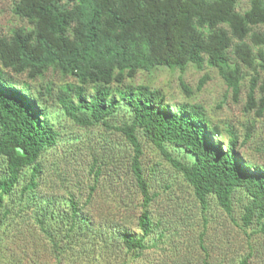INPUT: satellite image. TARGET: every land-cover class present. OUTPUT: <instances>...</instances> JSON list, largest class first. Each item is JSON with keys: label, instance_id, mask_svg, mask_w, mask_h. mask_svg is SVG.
Returning a JSON list of instances; mask_svg holds the SVG:
<instances>
[{"label": "trees", "instance_id": "trees-1", "mask_svg": "<svg viewBox=\"0 0 264 264\" xmlns=\"http://www.w3.org/2000/svg\"><path fill=\"white\" fill-rule=\"evenodd\" d=\"M237 2L14 0L12 12L26 25L0 34V228L22 217L25 226L39 231L57 264L88 254L83 250L85 240L103 243L101 254L121 252L119 264L142 260L149 250L165 244L163 232H157L161 221H155L150 211L156 196L151 182L163 174L159 163L143 165V139L182 177L202 209L213 197L232 217L233 199L238 197L239 226L244 233L256 227L264 234V164L240 151L251 137V125L239 141L232 126L223 130L211 122L201 104L169 102L149 81H135L138 74L149 78L160 69L183 73L189 65L197 71L212 67L237 102L243 69H249L253 73L244 110L261 116L264 0H249L242 13L236 10ZM47 72L56 73L58 83H40L33 89L31 82L43 80ZM22 74L29 81L18 82ZM207 80L208 75H202L196 90ZM179 86L185 97H191L193 92L181 77ZM60 118L81 128L117 132L130 146L127 171L141 196L133 227L127 219L120 224L121 219L105 216L102 230L88 215L98 179L111 170L110 158H117L108 138L102 152L92 155L93 184L88 190L65 185L68 175L56 169L57 162H46L47 150L66 139ZM47 178L67 189L58 198H45L39 187ZM48 184L46 193L51 196L54 185ZM111 231L117 234L111 236ZM167 242L172 247L163 264H185L180 259L184 251L189 254V247L181 250L179 242ZM3 259L0 253V264H6ZM247 263L244 257L238 264ZM145 264L154 263L148 258Z\"/></svg>", "mask_w": 264, "mask_h": 264}, {"label": "rangeland", "instance_id": "rangeland-1", "mask_svg": "<svg viewBox=\"0 0 264 264\" xmlns=\"http://www.w3.org/2000/svg\"><path fill=\"white\" fill-rule=\"evenodd\" d=\"M13 1L0 0V34H8L11 29L26 25L25 21L13 14L11 9ZM248 4L249 0H238L236 10L242 13L248 8ZM243 72L245 78L242 80L241 93L237 102L233 101L231 92L217 70L212 67L197 71L189 65L183 73L178 70L160 69L149 78L146 74H138L135 81L136 83L149 81L152 87L161 89L166 94L169 102L189 100L201 104L211 122L219 124L223 130L227 125L232 126L233 131L239 136V141L243 139L246 129L251 125V137L245 145L240 147V151L264 164V112L258 116L255 111L244 110L248 80L253 71L244 68ZM204 74L208 75V80L200 90H196L198 80ZM180 77L193 92L191 97H185L182 93L179 86ZM68 78L70 80V77ZM59 79L56 73L47 72L43 80H35L31 82V86L36 89L40 83L46 84L50 81L58 83ZM17 80L18 82L29 81L26 80L25 74L19 75ZM49 103L53 105V99H50ZM58 121L62 126L63 137L71 142L67 144L66 139H60L54 147L47 150L46 162L49 164L57 162L56 169L68 175L65 185L88 190V186L93 184V173L89 171L92 155L102 152V147L106 144L104 139L108 138L110 140L108 147L113 149L117 158H110L111 170L106 169V172L98 179L88 215L92 225L101 226L102 230L106 226L105 216L121 219L120 224L127 219L128 226L133 227L135 218L140 212L141 196L127 171L131 148L123 136L117 132L106 131L102 127L81 128L66 119L60 118ZM222 136L226 140L225 132ZM80 141L87 143V147ZM141 142L143 165L149 167L159 163L157 167L163 174L159 173L157 180L151 182L152 193H156V196L151 202L150 211L155 221H161L157 232H163L164 236L161 240H165V244L160 243L157 249L146 251L148 254L142 260L130 261L125 258V263L145 264L149 258L154 264H163L167 261L164 254L170 251V246L172 247L167 241H174L179 242L181 250L189 247V257L187 258V251H184L180 259V262L185 261V264H204L205 262L207 264H238L244 257L248 258L247 264H264V234L256 232V227H249L244 233L239 226L241 225L239 219L241 201L238 197L233 199L232 217L216 203L213 197L208 199L206 208L202 209V205L193 196L192 190L163 159L159 150L143 139ZM48 178L43 180L39 191L45 194V198H58L63 194L62 189L67 188L61 187L56 179L48 180ZM48 181L54 185L51 196L46 193ZM166 183L170 187L165 188ZM117 210L121 212V216L113 214ZM24 222L19 216L12 225H4L0 228V232L3 231V239L0 240L3 262L6 264H57L39 231L32 225L25 226ZM115 234H117L116 231H111L109 235ZM84 242L86 243H83V250L88 254L78 258L70 256L68 260L62 259L61 264H119L123 259L121 252L113 251L110 256L101 254L99 248L103 243L99 240ZM95 244L98 247L94 248ZM161 247H166V250Z\"/></svg>", "mask_w": 264, "mask_h": 264}]
</instances>
